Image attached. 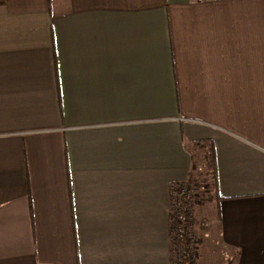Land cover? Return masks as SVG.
Instances as JSON below:
<instances>
[{
    "label": "crops",
    "instance_id": "1",
    "mask_svg": "<svg viewBox=\"0 0 264 264\" xmlns=\"http://www.w3.org/2000/svg\"><path fill=\"white\" fill-rule=\"evenodd\" d=\"M208 145L209 234L264 264V0H0V264H170Z\"/></svg>",
    "mask_w": 264,
    "mask_h": 264
},
{
    "label": "rangeland",
    "instance_id": "2",
    "mask_svg": "<svg viewBox=\"0 0 264 264\" xmlns=\"http://www.w3.org/2000/svg\"><path fill=\"white\" fill-rule=\"evenodd\" d=\"M196 153L193 175L180 181L186 186L194 185L196 188L195 194L192 195V199L190 200L192 210L186 202L188 197L186 190L185 197H180V205L183 206L182 210H180L182 216L187 219L188 213L192 211L193 217H195V221L197 222L194 230V249L191 255L188 249L184 250L181 254L183 256L180 263L177 261L176 257L170 254V264H229L232 257L228 253H223L222 247L220 248L218 242L209 234L211 218L214 217V208L211 206L210 202L212 178L209 176L207 163L204 161L201 150H198ZM175 183L176 182L169 186V218L173 216V212L176 210L175 206L173 207V190L171 189ZM184 185L181 186L183 189L186 188ZM176 213L177 211L174 212V216ZM201 221L207 222L208 226L201 227L199 225Z\"/></svg>",
    "mask_w": 264,
    "mask_h": 264
},
{
    "label": "built area",
    "instance_id": "3",
    "mask_svg": "<svg viewBox=\"0 0 264 264\" xmlns=\"http://www.w3.org/2000/svg\"><path fill=\"white\" fill-rule=\"evenodd\" d=\"M200 1V0H199ZM179 183V184H177ZM173 185V207L175 206L177 211L176 215L169 218V239H170V254L173 257H176L177 261H181L183 255L182 252L188 249L190 255L193 253L194 249V230L197 222L195 221V217H193L192 211L188 213L187 219L182 216L181 211L182 207L180 205L181 198L185 197L187 194V204L191 206L190 200L192 199V195L195 194L196 188L194 185L186 186L181 182H177ZM184 185L186 188H182L181 186ZM185 190L187 191L185 194ZM175 192V193H174ZM196 197V196H195ZM201 227H207L208 224L205 221H201L199 223ZM178 264V263H177Z\"/></svg>",
    "mask_w": 264,
    "mask_h": 264
},
{
    "label": "trees",
    "instance_id": "4",
    "mask_svg": "<svg viewBox=\"0 0 264 264\" xmlns=\"http://www.w3.org/2000/svg\"><path fill=\"white\" fill-rule=\"evenodd\" d=\"M205 162L207 163L209 176L212 178V187H215V171H214V158L213 149L211 145L207 146L205 151ZM189 264V263H188Z\"/></svg>",
    "mask_w": 264,
    "mask_h": 264
}]
</instances>
